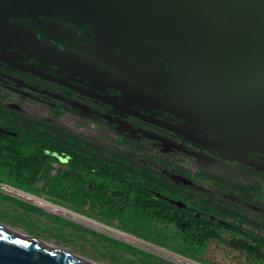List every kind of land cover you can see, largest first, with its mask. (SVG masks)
Returning a JSON list of instances; mask_svg holds the SVG:
<instances>
[{
    "label": "flooded vegetation",
    "instance_id": "1",
    "mask_svg": "<svg viewBox=\"0 0 264 264\" xmlns=\"http://www.w3.org/2000/svg\"><path fill=\"white\" fill-rule=\"evenodd\" d=\"M91 40L86 24L65 14L53 11L36 15L0 14V115L3 119H8L13 111L39 122L65 125L71 133L68 136H78L82 141L75 142L70 137L73 149L88 152V144L94 148L107 147L157 168L171 180L165 179L167 191H180L185 199L198 193L200 202L203 195L217 202L220 194L234 203L241 202L237 196H264V152L249 147L238 137L229 138L226 132L211 124L212 118L202 110L195 84L185 72L179 73L168 53L152 51L140 57H124L117 43L106 49L92 44ZM8 134L17 135L0 125V148L13 144L5 138ZM26 147L34 151L21 156ZM35 152L32 146L21 145L15 157L10 155L14 152L5 149L0 161L14 165L23 174L26 172L28 178L32 168L26 164L40 160L30 157ZM47 152L53 155L36 179L46 168L52 169L56 172L54 177L65 182L62 186L70 191L68 195L76 198L71 197V207L83 205L89 213L85 219L100 223L90 213L95 210L94 205L104 203L101 197L106 192L99 188L101 182L93 181L103 182L106 177L74 166L69 157ZM134 153L143 154L147 159L154 154L158 159L144 162ZM59 166H66L67 170ZM78 168L84 173L73 172ZM127 176L131 180L134 177L133 173ZM75 179L80 180L78 185ZM201 182L213 184L215 190L204 189ZM220 185H227L229 190L223 193ZM146 191L168 199L160 191ZM176 204L179 210L186 211L181 216L190 218V213H194L203 220L190 228H202L217 218L215 211L219 206ZM205 208H212L213 212ZM146 209L176 210L168 206ZM189 223H183L185 229Z\"/></svg>",
    "mask_w": 264,
    "mask_h": 264
},
{
    "label": "water",
    "instance_id": "2",
    "mask_svg": "<svg viewBox=\"0 0 264 264\" xmlns=\"http://www.w3.org/2000/svg\"><path fill=\"white\" fill-rule=\"evenodd\" d=\"M48 11L81 19L92 44L117 43L124 57L168 53L211 124L264 152V0H0L5 16ZM0 264L87 263L0 228Z\"/></svg>",
    "mask_w": 264,
    "mask_h": 264
},
{
    "label": "rangeland",
    "instance_id": "3",
    "mask_svg": "<svg viewBox=\"0 0 264 264\" xmlns=\"http://www.w3.org/2000/svg\"><path fill=\"white\" fill-rule=\"evenodd\" d=\"M55 126L64 135L71 134L67 126L60 123H55ZM106 142H109V139ZM33 151L30 147L23 148L21 156ZM133 155L139 156L144 162L158 159L154 154L150 155L149 159L140 153ZM100 156L106 159L105 155ZM110 160L121 162L117 158ZM97 164L103 165V161H94V165ZM60 167L64 171L67 170L66 166ZM113 171L119 172L117 168ZM73 172L84 173L80 168L74 169ZM54 173L52 169L46 168L38 179L29 183L26 172L23 174L17 171L14 165H1L0 225L20 230L102 264H264V254L256 256L230 244L234 238H244L231 229L219 228V238H208L199 243L202 238L201 228L183 231L174 222L147 210L139 204L140 199L146 200L144 194L139 193L132 184L120 182L115 175L104 178L103 182L100 179L93 181L96 184L101 182L99 188L104 189L106 193L101 197L104 203L94 205L95 210L90 213V216L100 223H91L85 219L89 213L83 205L71 207L72 198H76L68 195L70 191L62 186L65 182L59 180V177H54ZM74 182L78 185L80 180L75 179ZM201 184L206 190H215L209 182ZM55 185H58V188H55ZM220 188L223 193L229 190L227 185H220ZM188 196L186 194V197ZM254 197V200H259L263 206L247 204L252 211L229 201L217 205L218 201L212 202L205 195L199 202L198 193L192 198L196 204L210 202L211 206H219L218 210L227 215L223 220L225 224L239 223L229 214L247 218L253 224L244 223V226L255 230L264 241V196L256 194ZM239 199L242 200L243 197ZM78 200L81 201L80 198ZM174 203L184 205L180 201ZM205 209L213 212L212 208ZM213 216L212 213L210 218ZM260 248L264 253V245Z\"/></svg>",
    "mask_w": 264,
    "mask_h": 264
},
{
    "label": "trees",
    "instance_id": "4",
    "mask_svg": "<svg viewBox=\"0 0 264 264\" xmlns=\"http://www.w3.org/2000/svg\"><path fill=\"white\" fill-rule=\"evenodd\" d=\"M8 119H3V116L0 115V125L8 127V129L11 131H15L17 135L8 134L7 136H5V138L13 142V144L9 147L0 148V156L4 155L2 151H4L5 149H9L12 153L14 152L10 155L18 157L21 145H29L34 147L36 149V152L33 153L30 157L32 159L36 158L40 160L37 162L31 161L30 163L26 164V167L32 168L30 177H28L29 183H33L36 180L39 172L46 166L48 161L47 159L50 158L51 155H53L48 153L47 151L51 153L55 152L64 157H69L70 162L74 166L82 167L89 172H97L104 177L115 175L116 177L118 176L120 181L124 183L127 181H131V183L136 187L137 191L144 194L146 200L140 199L139 201V204L143 205L144 207L168 206L170 208H176V210L170 209L168 211L167 209H163L155 213L160 218L175 222L182 230L186 231L188 228L192 227L195 224L203 223V220L197 218L194 213H190V218H185L184 215H180L181 213H185L186 211L184 209L179 210V206L176 203H173L171 200H179L186 205H195L196 201L193 198L185 199L181 196L180 191H176L175 193L167 191L165 179L168 180L169 178H167V176L161 170L152 168L151 166H146L131 157H128L122 153L115 151L114 149L107 147L101 146V148H94L93 146H91V144H88V152H85L82 149H73L72 146L74 144L70 143L71 139L75 140V142L82 143L81 139L78 136L72 138L71 136L64 135L61 130L57 129L55 125L46 123L44 121L39 122L35 119L21 117L18 112L12 111ZM100 154L105 155L106 159H102L103 157L100 156ZM111 158H117L121 162H113L110 160ZM95 160H103V165H94ZM124 163H126L127 166ZM1 165L3 164L0 161V166ZM114 168H117L119 172H114ZM127 173H133L134 177H132V180L127 176ZM168 181L171 180L169 179ZM148 189H158V191L167 196L168 199L158 197L153 192H147L146 190ZM150 196L152 197V199H148V197ZM237 198H239V196H237ZM216 201H218L217 205H220L227 202V199L219 196ZM240 201L241 202L234 201V203L232 204L246 208L249 211H252V209L250 206L245 205L246 202L263 206V203L259 200H254L252 195L249 198L243 197V199H240ZM203 204L208 206L211 205L210 202H206ZM215 214L217 215V218L213 220V223H209V225L207 226L204 225L201 228L202 238L199 240V243H203L204 240L208 238H219V228L231 229L236 231L237 233H240L244 237L232 239L230 241V244L232 246L256 256L264 254L260 248L261 245H264V241L261 239L260 235L255 232V230L244 226V223H252L250 220L242 216L229 214V216H231L233 219H237L239 223L231 222L230 224H225L221 223L220 220L226 219L225 217L227 215L222 214L218 210V208L216 209ZM184 222H190L189 225H185L188 227L186 229L183 225Z\"/></svg>",
    "mask_w": 264,
    "mask_h": 264
},
{
    "label": "bare ground",
    "instance_id": "5",
    "mask_svg": "<svg viewBox=\"0 0 264 264\" xmlns=\"http://www.w3.org/2000/svg\"><path fill=\"white\" fill-rule=\"evenodd\" d=\"M0 228L1 229H5V230H7L10 233H13V234H16V235H19V236H23V237H27L29 239L35 240V241H37V242H39L41 244H44L45 246H47L48 248H50V249H52L54 251L63 253L65 255L70 256V257L75 258V259L82 260V261L86 262L87 264H102V263L93 262V261H90V260H88L86 258H83V257H81V256H79L77 254L72 253L71 251H69V250H67L65 248L54 246L52 244L46 243V242H44L42 240H39V239H33V237H31L30 235H27L26 233H24V232H22L20 230L10 229V228H7V227L2 226V225H0Z\"/></svg>",
    "mask_w": 264,
    "mask_h": 264
}]
</instances>
